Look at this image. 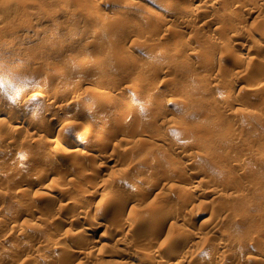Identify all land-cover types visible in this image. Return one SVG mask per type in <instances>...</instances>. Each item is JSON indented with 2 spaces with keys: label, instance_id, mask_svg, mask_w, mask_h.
Returning <instances> with one entry per match:
<instances>
[{
  "label": "rangeland",
  "instance_id": "obj_1",
  "mask_svg": "<svg viewBox=\"0 0 264 264\" xmlns=\"http://www.w3.org/2000/svg\"><path fill=\"white\" fill-rule=\"evenodd\" d=\"M170 2L0 0V264H264V0Z\"/></svg>",
  "mask_w": 264,
  "mask_h": 264
},
{
  "label": "bare ground",
  "instance_id": "obj_2",
  "mask_svg": "<svg viewBox=\"0 0 264 264\" xmlns=\"http://www.w3.org/2000/svg\"><path fill=\"white\" fill-rule=\"evenodd\" d=\"M169 1H171L170 2V7L171 6H173L172 4H173V0H169ZM115 3V2H114ZM168 5V4H167ZM168 5V6H169ZM167 7V6H166ZM151 13V15L153 16H151L152 18H155L154 16H157V15H159V13L158 12H156V11H150ZM178 15H180V13L178 14ZM164 16V15H163ZM158 17V16H157ZM159 19V18H158ZM163 19V18H162ZM162 19H160V20H162ZM165 20H169V19H166L165 18ZM164 21V19L161 21V22H163ZM165 22V21H164ZM163 22V23H164ZM108 23V22H107ZM110 24V23H109ZM108 24V26H105V28L106 27H112V26H110ZM107 25V24H106ZM107 29V28H106ZM108 29H110V28H108ZM96 52V51H95ZM246 52H247V50H246ZM99 52L97 51L96 53H88V54H85V55H83L84 57H80V58H78V60H76V61H73V62H66V64L65 65H59V66H57L56 68H54L49 74H48V77H53V76H60V77H64V76H62V75H64V73H66L67 72V70H68V68H70L71 69V71H69V72H72V73H74V75H76V77L78 76V74L79 73H81V74H84V73H82L83 71H81V69H84V68H86V67H93V66H97V64H98V61L100 62L101 61V58H100V56H99ZM250 55V54H249ZM210 57V56H209ZM247 57H249L250 58V56H248V54L247 53H245V52H239V54H237V56H236V60L238 61H243L244 59H246ZM99 58H100V60H99ZM260 59V58H259ZM250 59H248L247 61H249ZM239 61H238V63H239ZM259 62H260V64H262L263 65V67H264V56L263 57H261V59L259 60ZM123 63V62H122ZM121 62H120V64H122ZM241 63V62H240ZM17 66H18V64H16ZM123 65V64H122ZM258 65V64H257ZM119 66H121V65H119ZM259 66V65H258ZM260 68H261V66H259ZM83 77H78L79 79L78 80H76L77 81V84H79L80 82H82V79H85V75H82ZM85 76V77H84ZM117 78V77H116ZM54 79V78H53ZM87 79V78H86ZM85 79V80H86ZM48 80V78L47 79H45V81H47ZM45 81L43 82V83H45ZM49 81V80H48ZM51 81V80H50ZM51 83V82H50ZM60 84H58L56 87H54V88H52V89H49L50 88V86L52 87V84L51 85H49V83H45V84H42L41 83V85H37V86H35L34 88H32V90H28V91H19V93H17V95L15 96L16 97V100L18 99V100H25V101H29V100H31V99H34V96L35 95H38V96H41V95H45V94H47V96L48 97H50V98H58L57 96H59V90H60V88L62 87V85L64 84V82H63V80L62 81H60L59 82ZM140 83H141V81L139 82V81H137V82H135V85L132 87L133 89L132 90H134L135 89V91H136V87L138 86V85H140ZM66 84H67V82H66ZM76 84V85H77ZM82 85V84H81ZM78 86V85H77ZM140 87V86H139ZM138 87V88H139ZM66 88V87H65ZM75 89H77L76 88V86L74 87V88H72L71 90L72 91H74ZM253 89V88H252ZM66 90H68L67 88H66ZM76 91V90H75ZM135 91H134V93H135ZM251 91V90H250ZM153 94V93H152ZM152 94H150L149 96H148V98L149 99H151V97H152ZM129 95H132V94H129ZM38 96H36V97H38ZM74 96V95H73ZM153 97H154V95H153ZM42 98H44V97H42ZM74 98V97H73ZM76 98V97H75ZM130 98H132V97H130ZM47 99V98H46ZM98 99V98H97ZM103 99V98H102ZM154 99V98H153ZM152 99V100H153ZM53 100V99H52ZM112 100V99H111ZM55 101V100H54ZM72 101V100H71ZM95 102H96V100H94ZM100 101V100H99ZM110 101V100H109ZM150 101V100H149ZM50 102V101H49ZM55 102H57V101H55ZM68 102H70V101H68ZM73 103H74V101H72ZM76 102V101H75ZM103 102H104V100H103ZM154 102V101H153ZM91 103V102H90ZM98 103V102H97ZM96 103V104H97ZM121 103V102H120ZM120 103H119V105H120ZM130 103V102H129ZM27 104V103H26ZM30 104V103H29ZM92 104H95L94 102L92 103ZM92 104H87L86 106L84 105V110H88V109H92ZM118 104V103H117ZM131 104V103H130ZM59 105H61V104H59ZM118 105V106H119ZM127 105V104H126ZM125 105V106H126ZM132 105V104H131ZM130 105V106H131ZM122 106V105H121ZM128 106V105H127ZM135 106V105H134ZM133 106V107H134ZM4 107V106H3ZM135 108V107H134ZM134 108H132L133 110H135ZM138 108V107H137ZM159 108V107H158ZM6 109V108H5ZM129 110V109H128ZM165 110V109H164ZM164 110L163 109H160V110H157L158 112V114H161L162 115V113L164 114ZM9 111V110H8ZM28 113V112H27ZM26 113V114H27ZM86 113H88V112H86ZM131 113H134L135 115V117H136V111L135 112H131ZM132 115V114H131ZM27 116H29V113H28V115ZM137 116H138V114H137ZM160 116V115H159ZM130 117V116H129ZM132 117V116H131ZM137 118V117H136ZM134 121H136V119H134V118H132ZM132 119H131V121H132ZM129 122H130V118H129ZM88 130H90V129H88ZM60 131V130H59ZM89 132H91V130L89 131ZM96 136H98V138H99V140L100 141H102V142H104V140L106 139L105 138V135H104V133H102V132H99ZM164 136H165V134H164ZM108 139V138H107ZM106 139V140H107ZM32 141V140H31ZM34 142V141H33ZM32 142V143H33ZM106 142V141H105ZM75 149V148H74ZM77 149V148H76ZM73 150V149H72ZM76 151V150H75ZM28 154V153H27ZM27 154H23V155H25V156H23L22 157V159L21 160H23V161H27L28 159H29V156H27ZM57 153H55V154H53L54 156L56 155ZM28 155H30V154H28ZM50 155H52V153L50 154ZM52 155V156H53ZM31 156V155H30ZM31 158V157H30ZM55 158V157H54ZM83 162V161H82ZM76 164H75V167L77 166V167H79L78 165H80L81 164V161H80V163H77V162H75ZM78 164V165H77ZM83 164V163H82ZM55 165V164H54ZM53 165V166H54ZM73 165V164H72ZM49 167H51V166H49ZM55 167H56V165H55ZM70 167V166H69ZM52 168V167H51ZM87 169V168H86ZM86 169H83L82 170V172L84 171V172H86L87 170ZM34 170V169H33ZM32 170V171H33ZM71 170H75V169H73V167H70V168H67V171H71ZM86 170V171H85ZM31 171V172H32ZM35 171V170H34ZM38 171H40L41 172V170H38ZM66 171V172H67ZM93 170H90V172H91V175H92V172ZM68 172V173H69ZM89 172V173H90ZM37 172L35 171L34 173H33V175L35 174L36 176H38L37 174H36ZM42 173V172H41ZM41 173H40V175H41ZM88 173V174H89ZM39 174V173H38ZM67 174V173H66ZM83 174V173H82ZM84 174H86V173H84ZM94 174V173H93ZM39 175V176H40ZM83 176V175H82ZM86 175H84L83 177H85ZM41 177V176H40ZM42 179H44L43 177H42ZM135 184L137 185V187L139 186V188L141 187L140 185V183H136L135 182ZM146 184V183H145ZM145 184H143V187H145L144 185ZM135 188H136V186H135ZM140 189H142V188H140ZM131 191H133V188H132V190ZM130 191V192H131ZM130 192H129V194H130ZM126 194H128V193H126ZM130 195H133V193H131ZM129 195V196H130ZM129 196L127 195L126 197L124 196H122L123 197V199H121V201H120V199L118 198V200L120 201V204L121 205H124L125 206V204L126 203H128V200L130 199L129 198ZM134 196V195H133ZM109 197V196H108ZM108 199V198H107ZM113 199H115L114 197H113ZM117 199V198H116ZM115 199V200H116ZM132 199V198H131ZM114 200V201H115ZM114 201H112V202H114ZM130 201V200H129ZM111 202V201H110ZM119 203V202H118ZM73 204H76V203H73ZM79 204V203H78ZM81 204V203H80ZM109 205H110V203H108ZM119 205V204H118ZM74 206V205H73ZM75 207V206H74ZM76 207H77V204H76ZM121 207V206H120ZM15 208V207H14ZM122 208V207H121ZM121 210V209H120ZM16 212V211H15ZM14 211H13V215L15 216V215H19V214H14L15 213ZM144 212V210L142 211V213ZM148 212V211H147ZM17 213H19L18 211H17ZM21 213V212H20ZM141 213V212H140ZM138 214V217H139V215H141V214ZM9 215V214H8ZM10 215H11V213H10ZM135 215V214H134ZM14 216H13V218L12 219H14ZM144 216H146V215H144ZM11 217H12V215H11ZM149 217H151L150 215H149ZM137 218V217H136ZM139 218H141V217H139ZM15 219H17V217H15ZM97 226V225H96ZM91 227V226H90ZM186 232H184V233H181V231L180 232H176L175 231V233H174V239L176 240V241H178V242H182V244H183V242L185 241V240H188V235L187 234H185ZM172 240V239H171ZM189 240H190V238H189ZM172 243H173V240L171 241ZM177 242V243H178ZM176 243H174V245H175ZM173 245V244H172ZM177 245H179V243L177 244ZM185 245V244H184ZM182 246V245H181ZM173 247V246H172ZM169 248V247H168ZM172 249V248H171ZM167 251V250H166ZM169 251H170V249H169ZM168 252V251H167ZM260 256H258V258H259ZM262 257V256H261ZM260 257V258H261ZM253 258H255V256L253 257ZM256 258H257V255H256ZM264 259V258H263ZM262 259V260H263ZM259 261H261L260 259H258ZM257 260V262H259ZM262 262V261H261Z\"/></svg>",
  "mask_w": 264,
  "mask_h": 264
}]
</instances>
